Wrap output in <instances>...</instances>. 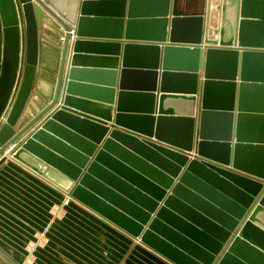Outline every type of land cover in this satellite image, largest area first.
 Here are the masks:
<instances>
[{
	"label": "water",
	"instance_id": "water-1",
	"mask_svg": "<svg viewBox=\"0 0 264 264\" xmlns=\"http://www.w3.org/2000/svg\"><path fill=\"white\" fill-rule=\"evenodd\" d=\"M196 2L0 0V156L17 143L173 264H264V0L232 1L229 38L219 6L220 39ZM45 16L66 35L55 93L20 127Z\"/></svg>",
	"mask_w": 264,
	"mask_h": 264
},
{
	"label": "crops",
	"instance_id": "crops-1",
	"mask_svg": "<svg viewBox=\"0 0 264 264\" xmlns=\"http://www.w3.org/2000/svg\"><path fill=\"white\" fill-rule=\"evenodd\" d=\"M225 2L221 0L219 6ZM209 4L211 0H206L207 10ZM196 5L191 0L190 10L195 11ZM202 5L199 0V9ZM218 13L222 25V7ZM61 33L60 26L45 16L40 26L39 71L20 127L54 97ZM198 102L197 98L196 112ZM177 103L179 113L193 112V101ZM72 186L61 172L27 154L0 161V264H173L74 198L66 203Z\"/></svg>",
	"mask_w": 264,
	"mask_h": 264
},
{
	"label": "built area",
	"instance_id": "built-area-1",
	"mask_svg": "<svg viewBox=\"0 0 264 264\" xmlns=\"http://www.w3.org/2000/svg\"><path fill=\"white\" fill-rule=\"evenodd\" d=\"M70 33L72 34L73 37H75L76 35V31L74 28H72L70 30ZM66 39V35H65V31L62 30V33L59 36V41L63 44L65 42ZM18 150V144H12L8 149L5 150V152L0 156V161L2 160H16V152ZM73 199V197L71 196V194H67L66 197V203H68L69 201H71Z\"/></svg>",
	"mask_w": 264,
	"mask_h": 264
},
{
	"label": "bare ground",
	"instance_id": "bare-ground-1",
	"mask_svg": "<svg viewBox=\"0 0 264 264\" xmlns=\"http://www.w3.org/2000/svg\"><path fill=\"white\" fill-rule=\"evenodd\" d=\"M232 1L233 0H227V4L229 6V10L227 11L226 15H225V37L229 38L232 32V22H233V11H232ZM211 7L212 10H217L216 4H215V0H211ZM211 37L215 38L216 33L213 31L211 32ZM186 107L191 108L193 107V103H186Z\"/></svg>",
	"mask_w": 264,
	"mask_h": 264
},
{
	"label": "rangeland",
	"instance_id": "rangeland-1",
	"mask_svg": "<svg viewBox=\"0 0 264 264\" xmlns=\"http://www.w3.org/2000/svg\"><path fill=\"white\" fill-rule=\"evenodd\" d=\"M215 4H216V7L218 6V9H219V5H221V0H215ZM209 7H210V4H209ZM219 10H214L211 12V21L209 23V26H210V29H213L214 32L216 30V28L219 26V14L218 13Z\"/></svg>",
	"mask_w": 264,
	"mask_h": 264
},
{
	"label": "flooded vegetation",
	"instance_id": "flooded-vegetation-1",
	"mask_svg": "<svg viewBox=\"0 0 264 264\" xmlns=\"http://www.w3.org/2000/svg\"><path fill=\"white\" fill-rule=\"evenodd\" d=\"M209 9H210V11H213L211 5H210ZM219 9H220V7H219ZM219 9H218V6H217V10H219ZM221 28H222V25H219V26L216 28V29L219 30V31L216 32V36H215V38H213V39H220V38H221V34H220V30H221ZM213 31H214L213 29H210V34H211V32H213Z\"/></svg>",
	"mask_w": 264,
	"mask_h": 264
}]
</instances>
